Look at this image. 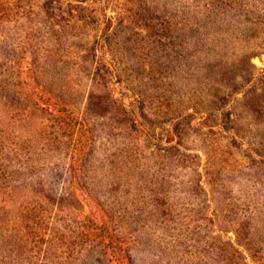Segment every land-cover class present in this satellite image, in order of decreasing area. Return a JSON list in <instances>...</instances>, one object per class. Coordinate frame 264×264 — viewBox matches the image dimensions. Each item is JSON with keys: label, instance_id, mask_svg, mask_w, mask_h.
<instances>
[{"label": "rangeland", "instance_id": "374dc122", "mask_svg": "<svg viewBox=\"0 0 264 264\" xmlns=\"http://www.w3.org/2000/svg\"><path fill=\"white\" fill-rule=\"evenodd\" d=\"M0 264H264V0H0Z\"/></svg>", "mask_w": 264, "mask_h": 264}, {"label": "trees", "instance_id": "16d2710c", "mask_svg": "<svg viewBox=\"0 0 264 264\" xmlns=\"http://www.w3.org/2000/svg\"><path fill=\"white\" fill-rule=\"evenodd\" d=\"M205 118H206V117H205ZM203 124H204V123H200L201 126H204V125H205V126L211 127L213 124H217V123L214 122V123H212V124H210V123H206V124H204V125H203Z\"/></svg>", "mask_w": 264, "mask_h": 264}]
</instances>
